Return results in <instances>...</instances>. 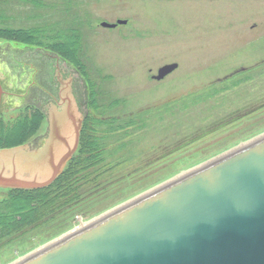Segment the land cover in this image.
Returning <instances> with one entry per match:
<instances>
[{
  "label": "rangeland",
  "instance_id": "rangeland-1",
  "mask_svg": "<svg viewBox=\"0 0 264 264\" xmlns=\"http://www.w3.org/2000/svg\"><path fill=\"white\" fill-rule=\"evenodd\" d=\"M41 1L67 32L52 43L78 68L56 51L0 37V139L25 130L27 145L45 144L62 73L83 116L64 176L89 157L59 190L0 188V203L30 206L26 220L0 232V264L264 134V0ZM22 6L14 14L26 33L31 10ZM118 19L128 22L101 25ZM170 63L178 67L154 78ZM37 192L39 200L27 199Z\"/></svg>",
  "mask_w": 264,
  "mask_h": 264
},
{
  "label": "water",
  "instance_id": "water-1",
  "mask_svg": "<svg viewBox=\"0 0 264 264\" xmlns=\"http://www.w3.org/2000/svg\"><path fill=\"white\" fill-rule=\"evenodd\" d=\"M128 20L103 21L113 28ZM178 67L161 66L156 79ZM41 148L0 149V187L49 186L75 154L83 116L57 74ZM0 85V102H1ZM12 264H264V134L141 194Z\"/></svg>",
  "mask_w": 264,
  "mask_h": 264
},
{
  "label": "trees",
  "instance_id": "trees-1",
  "mask_svg": "<svg viewBox=\"0 0 264 264\" xmlns=\"http://www.w3.org/2000/svg\"><path fill=\"white\" fill-rule=\"evenodd\" d=\"M66 4L69 7L66 6V8L64 9L65 11L62 12L63 14L71 11L70 3L68 2ZM22 5L29 6L31 10L29 11V13H27L28 23L25 24V26L26 25L29 26L26 28H28L30 31L26 33L22 31L23 27L21 25L23 24H20V25L17 24V22L20 19H22V21L24 22L25 18H23V15L19 13L14 14V10L16 9L15 6L23 10L24 7ZM52 12L53 10L50 11L49 8L45 6L44 1H41V0H6L0 6V37L5 36L4 38L18 40L26 44L44 47V48L56 51L59 54H62L63 56H65L67 60H69L75 67L78 68L77 64L79 63L76 62V60L73 57L68 56V53L66 52V50L61 48L59 45L52 43L56 41L57 36H64V34H67V32L63 30L64 28L59 26L60 25L59 21H57L55 17L53 18V16H51ZM16 15H19V16H16ZM20 35H24L27 37L24 38V37H21ZM80 72L84 76H86L85 73L81 69H80ZM88 82H89V79H88ZM39 115L43 119L44 117L43 114L39 113L38 116ZM24 133H25V130H22L19 134H13L11 136H8L7 138L0 139V144L5 145L0 148L14 147V146H18V145L26 143L25 139L23 140L24 138L23 136H27V135ZM18 135L19 137H17ZM18 140H21V141L23 140V142L18 141ZM88 143H89V145L87 146L88 148L90 146L91 149H94V147L97 146V145H93L94 143L93 140L92 142L89 141ZM96 155L93 154L92 157H96ZM75 157L76 156L74 154L73 157L70 159V161H68V163H70L73 159H75ZM88 157H84V159L81 158L80 160L76 159L75 160L76 165L79 166L80 164L82 165L83 163L86 164L88 162ZM67 165L64 168L63 172L56 178V180L47 187L39 188V189H15V188H10V189L17 190L18 192H22V193H25V190H37V191L47 190V189L54 190V188H56V190H59L65 187L64 184L67 182L71 174L78 173V171H74L75 168H77L76 165H73L74 168L71 170L70 175L64 176L66 173ZM67 185H68V182H67ZM41 195H42L41 193L37 192V194L36 193L33 194V197L29 195L27 199L29 200L30 198H32L33 200L36 201V200H39ZM30 202L32 201H29L28 203L30 204ZM11 203L13 202H10V204H8L7 202L0 203V232L2 233L1 237L11 233L13 228L17 227L21 223V221H23V218H25L26 220V215L28 211L27 212L25 211L30 207L28 204H26L28 205L27 207H25L24 205H23L24 207H21V205L17 204L16 202H14V204L12 205ZM29 211H32V210H29ZM31 217L33 216H27L28 220Z\"/></svg>",
  "mask_w": 264,
  "mask_h": 264
},
{
  "label": "flooded vegetation",
  "instance_id": "flooded-vegetation-1",
  "mask_svg": "<svg viewBox=\"0 0 264 264\" xmlns=\"http://www.w3.org/2000/svg\"><path fill=\"white\" fill-rule=\"evenodd\" d=\"M0 85H1V89H2V94H1V104H0V108H3L4 107V104H3V96H4V86L2 84V81L0 79ZM2 104H3V107H2ZM1 114V113H0Z\"/></svg>",
  "mask_w": 264,
  "mask_h": 264
},
{
  "label": "bare ground",
  "instance_id": "bare-ground-1",
  "mask_svg": "<svg viewBox=\"0 0 264 264\" xmlns=\"http://www.w3.org/2000/svg\"><path fill=\"white\" fill-rule=\"evenodd\" d=\"M84 224V223H83Z\"/></svg>",
  "mask_w": 264,
  "mask_h": 264
}]
</instances>
